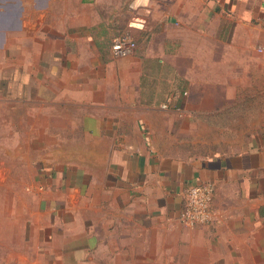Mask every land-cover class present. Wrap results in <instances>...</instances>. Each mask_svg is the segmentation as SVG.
<instances>
[{
  "label": "crops",
  "instance_id": "obj_1",
  "mask_svg": "<svg viewBox=\"0 0 264 264\" xmlns=\"http://www.w3.org/2000/svg\"><path fill=\"white\" fill-rule=\"evenodd\" d=\"M5 3L15 30L39 18L45 38L78 46L70 60L92 63L62 77L63 109H88L78 124L108 143L86 154L111 175L120 211L93 217L99 229L56 217L45 242L33 232L29 264H264V0ZM117 30L137 42L128 57L112 55ZM208 181L214 219L188 227L184 191Z\"/></svg>",
  "mask_w": 264,
  "mask_h": 264
},
{
  "label": "rangeland",
  "instance_id": "obj_2",
  "mask_svg": "<svg viewBox=\"0 0 264 264\" xmlns=\"http://www.w3.org/2000/svg\"><path fill=\"white\" fill-rule=\"evenodd\" d=\"M5 2L0 13V264H23L21 259L29 264L33 232L37 231L36 244L45 242V230L51 224L61 227L56 217L70 215L73 226L99 229L106 223L94 222L93 217L115 216L120 211L110 192L111 175L104 173L105 166H94L96 159L86 154L109 145L78 124L81 114L89 110L70 109L68 113L61 93L62 77L92 69V63L74 56L70 60L78 46L60 35L45 38L39 18L31 30H15ZM25 8L27 19V2ZM59 18L53 27L60 28ZM125 33L128 30H117L116 37ZM33 54L37 61L31 60ZM115 144L120 147L122 143ZM194 148L181 142L177 150ZM76 214L82 216L81 221L71 218ZM260 261L264 263V254Z\"/></svg>",
  "mask_w": 264,
  "mask_h": 264
},
{
  "label": "built area",
  "instance_id": "obj_3",
  "mask_svg": "<svg viewBox=\"0 0 264 264\" xmlns=\"http://www.w3.org/2000/svg\"><path fill=\"white\" fill-rule=\"evenodd\" d=\"M136 48L137 42L130 33L116 37L112 43V53L116 58L128 57ZM164 107H167V104ZM215 194L216 186L211 181L188 185L184 191V203L180 213L181 222L188 227L211 223L214 219Z\"/></svg>",
  "mask_w": 264,
  "mask_h": 264
}]
</instances>
